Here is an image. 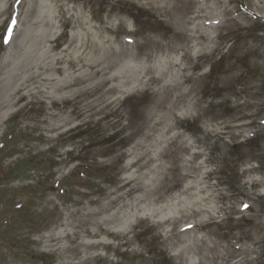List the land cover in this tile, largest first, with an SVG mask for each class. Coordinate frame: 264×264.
<instances>
[{"label":"rangeland","instance_id":"rangeland-1","mask_svg":"<svg viewBox=\"0 0 264 264\" xmlns=\"http://www.w3.org/2000/svg\"><path fill=\"white\" fill-rule=\"evenodd\" d=\"M250 1L259 7L257 0ZM20 3L23 7L16 12L15 20L19 18L14 29L0 26V91L6 87L0 104V264H220L225 256L241 259L239 264H264V59L260 57L264 56V19L260 16L264 9L244 27L229 24L222 28L216 40L219 49L194 70L203 74L201 82L194 83L202 99L198 113H186L181 128L165 135L155 132L154 138L162 139L159 143L146 142L149 156H155L151 169L164 171L166 162L158 153L166 140L180 132L178 143L191 148L189 153H180L178 160L182 171L194 176L186 182L213 170L208 178L212 186L200 181L197 187L205 188L208 196L204 206L218 213L212 211L213 222L196 233L203 241L192 243L178 257L183 245H174L177 237L169 233L170 225L155 223L153 216L145 219L157 206L150 194L113 200L119 193L115 192L117 179L126 174L122 170L126 158L119 153L137 138L108 137L111 126L98 116L73 115L68 99L71 90L58 89L57 77H61L51 67L77 25L62 28L56 24L49 40L57 39L42 38L48 27L47 13H56L61 3L74 22L80 16L87 19L86 28L95 30L106 24L117 30L113 36L102 32L110 37L123 38L132 31L140 40V35H148L165 41L171 19L181 15L184 0H166V17L146 0L132 6L120 0ZM8 7L9 0H0V11ZM11 8L17 11L20 6L12 4ZM6 14L0 15V23ZM126 61L129 56L124 51L112 61L111 71ZM25 63H29L27 69ZM31 74L35 78L27 80ZM169 77L171 73L165 80ZM154 89L162 88L156 85ZM147 100L140 94L126 101L125 127L138 110H150ZM243 101L249 105L230 108ZM238 110H258L257 123L240 133L231 127L222 129L223 123L237 122L232 119ZM156 116L167 115L157 112ZM222 130L226 131L222 139L208 135ZM129 131L125 128L122 134ZM196 151L201 156L192 155ZM148 178H140L142 185L162 195L158 180ZM199 194L194 189L183 198L185 213L195 208L192 200ZM190 236L187 243L195 237Z\"/></svg>","mask_w":264,"mask_h":264},{"label":"bare ground","instance_id":"bare-ground-1","mask_svg":"<svg viewBox=\"0 0 264 264\" xmlns=\"http://www.w3.org/2000/svg\"><path fill=\"white\" fill-rule=\"evenodd\" d=\"M120 1L132 6L141 0ZM257 1L260 3L259 7L253 6L250 0L246 3L240 0H184L181 15L171 19L172 28H167L169 30H166L168 35L165 41L148 35H140L142 38L140 40V37L132 31L126 32L124 37H127V40L117 34L110 37L117 30L106 24L99 25L100 27L95 30L86 28L84 25L89 21L80 16L74 22L61 3L57 4L56 13H47L45 21L48 27L42 39L47 41L57 39L49 40L56 24L62 28L65 26L73 28L76 25L78 27L77 31L70 34L68 43L54 57L51 67L61 77H57V81L59 79L61 81L58 89L71 90L68 99L74 106L73 115L80 116L82 119L98 116V120H104L108 126L112 127L108 137L117 136L118 141L131 136L137 138L128 149L119 153V156L126 158L122 168L126 174L117 179L115 192L119 193L113 200L123 197L139 198L136 195L140 194L143 197L145 193L150 194L157 206L150 209L145 219L153 216L156 218L155 223L170 225L169 233L177 237L174 245H183L176 253L178 257L182 255L183 250L191 248L192 243L198 240L203 241L196 233L202 230L205 224L213 222L214 214L211 215V213L215 211L214 208L204 206L208 198L204 195L205 188L197 187L200 181L204 182L206 187L212 186L208 178L212 176L213 170H204L199 177L196 174V181L192 179L186 182L187 178H192L193 175L183 172L178 160L180 153H189L191 148L178 143L182 135L180 132L166 140V144L158 153V156L166 162L164 171L151 169L149 164L155 156H149L146 142L153 139L154 142L159 143L162 139L154 138L155 132L159 131L165 135L173 129L181 128L186 113L192 111L198 113L202 99L197 95L194 83L201 82L203 74H196L194 70L219 49V43L217 44L216 40L222 35V28L228 27L229 24L244 27L252 18L258 16V12L264 9V0ZM146 2L151 7H156L160 14L166 17L169 10V7H166V0H146ZM12 4L20 6V9L17 11L10 9ZM22 7L20 0H9V7L0 11V15L7 13L0 23L4 30L14 29L19 18L15 20L16 12L20 13ZM260 16L264 19V15ZM122 25L119 27L124 26ZM82 27L83 31L80 32L79 28ZM103 31L108 32L110 36L102 33ZM65 33L66 31L62 32L63 35ZM12 41L13 39L8 40L9 45H12ZM124 51L127 52L129 61L122 63L115 71H111L112 61ZM260 57L264 59V56L260 55ZM2 58L4 60L3 56ZM28 66L29 63L24 64L25 69ZM84 68L88 69V72L85 73ZM174 70L176 75L173 74ZM170 73L171 77L168 81L165 80ZM32 78H35L33 74L29 75L27 80ZM120 79H122L121 83ZM185 84L188 86L183 89ZM156 85H160L162 89H154ZM5 90V86L3 90L1 88L0 94L2 91L3 94L0 95V104H2ZM140 94L147 96L150 110L147 113L138 110L132 118L127 115L126 118L128 120L130 118V123L127 122L128 126L125 127L122 123V118L125 117L123 105L132 96ZM24 95L22 93L20 97ZM241 104L249 105L248 102L243 101L231 105L230 108L240 109ZM176 110H183L184 115L177 113ZM157 112L167 116H156ZM258 113V110L257 112L238 110L232 119L237 122L221 123L222 129L231 127L239 129L240 133L257 123ZM125 128L130 131L123 135ZM225 133V130L212 131L208 135L222 139ZM208 135L206 136L209 137ZM192 155L201 156L199 151ZM142 177L158 180L159 188L163 191L162 195H156L155 188H145L140 180ZM182 178L185 180L182 181ZM254 182L256 181L253 180L251 183ZM194 189L200 193L192 200L195 208L185 213L183 198ZM168 207L170 211L166 214L165 210ZM55 233L54 231L51 235L54 236ZM191 234L195 237L193 236L191 242L187 243ZM222 260L221 263L226 264L241 262V259L230 256L222 257Z\"/></svg>","mask_w":264,"mask_h":264},{"label":"snow or ice","instance_id":"snow-or-ice-1","mask_svg":"<svg viewBox=\"0 0 264 264\" xmlns=\"http://www.w3.org/2000/svg\"><path fill=\"white\" fill-rule=\"evenodd\" d=\"M244 207H247V205H245Z\"/></svg>","mask_w":264,"mask_h":264}]
</instances>
